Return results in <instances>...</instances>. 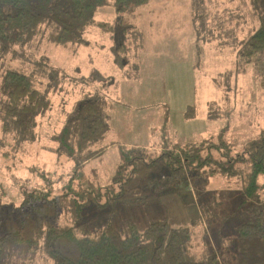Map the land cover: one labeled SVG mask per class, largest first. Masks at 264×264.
I'll use <instances>...</instances> for the list:
<instances>
[{
  "label": "rangeland",
  "instance_id": "obj_1",
  "mask_svg": "<svg viewBox=\"0 0 264 264\" xmlns=\"http://www.w3.org/2000/svg\"><path fill=\"white\" fill-rule=\"evenodd\" d=\"M115 17L106 7L95 21L113 26ZM128 22L125 30L114 32L89 26L82 35L85 44L65 47L39 34L16 47L21 57L0 58V81L9 68L34 72L38 87L48 88L50 100L49 109L37 117L34 140L17 142L13 133L1 131L5 100L0 91V197L18 205L25 191L85 195L76 221L79 234H94L109 220L120 230L128 220L143 230L165 219L174 227L190 229L191 252L201 258L208 250L224 248L217 238L228 240L239 222L260 213L264 225L262 177L256 198L248 199L239 176L213 173L208 166L174 170L165 165L169 157L162 156L139 185L143 199L100 209L93 197L100 189V201H105L102 185L119 161L111 142L145 147L155 158L165 151L164 145L170 150L175 143L201 142L205 148L220 133L235 152L264 129L262 56H253L250 63L238 57L242 41L259 26L258 14L253 0H150L128 16ZM121 42L122 50L117 48ZM36 61L46 63L44 71ZM51 68L57 70L52 84L42 74ZM87 97L100 102L109 126L100 144L108 146L71 180L73 163L55 152L54 136L76 101ZM212 156L218 157L213 149ZM73 222L70 209L63 205L50 223ZM8 264L55 262L40 239L33 247H15Z\"/></svg>",
  "mask_w": 264,
  "mask_h": 264
},
{
  "label": "trees",
  "instance_id": "obj_2",
  "mask_svg": "<svg viewBox=\"0 0 264 264\" xmlns=\"http://www.w3.org/2000/svg\"><path fill=\"white\" fill-rule=\"evenodd\" d=\"M150 0H0V58L11 54L21 57L16 49L32 41L37 35L61 46L85 44L83 33L89 26H98L112 32L130 26L128 16ZM259 26L245 39L238 50L241 62L250 63L253 56H262L264 69V0H253ZM111 8L116 17L113 26L95 21L103 8ZM124 49L121 42L118 47ZM117 61V59H116ZM43 66L45 62H35ZM49 83L56 79L57 70L47 72ZM4 96L1 113V131L13 133L17 142L34 140L37 117L50 107L48 88L38 87L34 72L7 69L0 81ZM109 126L100 109V102L87 97L76 102L71 115L54 136L58 142L55 152L65 155L73 163L71 180L83 165L104 150L97 144L105 138ZM216 141V142H215ZM205 148L201 142L175 143L172 148L164 145V152L149 157L150 149L141 146H119V161L109 182L100 185L105 189V201L100 194L95 198L96 208H106L122 201L143 199L139 185L143 177L154 170L159 157L166 158L165 165L172 169L203 170L239 176L242 192L248 199H255L264 184V129L247 141L240 151L233 152L230 142L220 133ZM212 149L218 157L212 156ZM204 151H207L204 153ZM149 157V158H148ZM243 166L239 168L238 166ZM123 169V172L120 171ZM72 189V188H70ZM90 192V191H89ZM85 195H50L48 191H25L20 203L2 202L0 197V264H8V257L17 246L33 247L44 239L45 251L55 264H264V225L261 214L239 222L235 234L223 238L224 248L208 250L201 258L191 252L192 234L188 227H174L167 220H156L143 230L128 220L120 230L109 220L94 234H79L76 221L85 205ZM93 200V198L90 196ZM68 207L72 225L56 226L59 206ZM225 241V242H224Z\"/></svg>",
  "mask_w": 264,
  "mask_h": 264
},
{
  "label": "crops",
  "instance_id": "obj_3",
  "mask_svg": "<svg viewBox=\"0 0 264 264\" xmlns=\"http://www.w3.org/2000/svg\"><path fill=\"white\" fill-rule=\"evenodd\" d=\"M181 58L183 59L182 56H181ZM182 61H183V60H182ZM76 102H77V101H76ZM101 141H102V140H101ZM101 141L97 144L96 147H97V148H99V147H103V148L106 149L108 145H107V144H106V145H101V144H100V143H102ZM114 144H116L115 146L117 147V153H118V154H119V146H120V145H121V146L132 147V145H127V144L119 143V142H118V143H116V142H111V143H110V145H114ZM134 146H136V145H134ZM105 149L103 150V152L105 151ZM103 152H102V154H103ZM100 156H101V155H100ZM87 162H88V161H87ZM87 162H86V163H87ZM86 163H85V164H86ZM85 164H84V165H85ZM84 165H83V166H84Z\"/></svg>",
  "mask_w": 264,
  "mask_h": 264
}]
</instances>
